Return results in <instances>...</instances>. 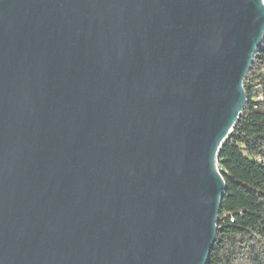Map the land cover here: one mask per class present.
Masks as SVG:
<instances>
[{
  "label": "water",
  "instance_id": "1",
  "mask_svg": "<svg viewBox=\"0 0 264 264\" xmlns=\"http://www.w3.org/2000/svg\"><path fill=\"white\" fill-rule=\"evenodd\" d=\"M263 42L264 0H0V264H207Z\"/></svg>",
  "mask_w": 264,
  "mask_h": 264
},
{
  "label": "trees",
  "instance_id": "2",
  "mask_svg": "<svg viewBox=\"0 0 264 264\" xmlns=\"http://www.w3.org/2000/svg\"><path fill=\"white\" fill-rule=\"evenodd\" d=\"M244 90L247 102L219 153L226 193L207 264H264V42Z\"/></svg>",
  "mask_w": 264,
  "mask_h": 264
}]
</instances>
